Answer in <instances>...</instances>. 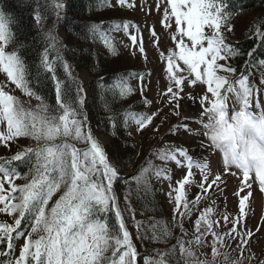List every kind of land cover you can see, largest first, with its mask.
Here are the masks:
<instances>
[{
	"label": "snow or ice",
	"instance_id": "1",
	"mask_svg": "<svg viewBox=\"0 0 264 264\" xmlns=\"http://www.w3.org/2000/svg\"><path fill=\"white\" fill-rule=\"evenodd\" d=\"M104 2L106 6H114L108 0ZM117 3L136 6L130 0H117ZM153 8L161 16L162 28L173 32L172 45L158 54L167 72L159 97L179 117V102L182 94L187 95L185 88L206 85L203 92H193L190 98L198 99L193 114L199 118L195 122L202 124L209 146L223 153L220 171L210 173L208 164L201 162L202 155L197 158L186 147L169 145L158 149L153 155L162 162L175 163L178 168L186 167V171L175 184L168 186L166 195L173 201L171 220L150 218V231H142L145 225L136 220L137 212L131 207L128 193L135 191L140 199L141 193L151 191L153 177L171 181L169 169L148 160L130 177H122V169L110 160L104 143L93 134L85 108L87 92L57 47L55 23L42 37L44 48L36 65V79L50 80L53 84L55 102L49 103L33 87L32 72L18 49L7 50L20 42L13 31L15 22L0 10V73L26 97L37 101L36 105L22 101L6 90V82H0V144L8 148L20 138L35 142V147H24L10 157H0V213L13 221H0V246H3L0 257H4L0 264H139V259H143V264H264V258L251 254L254 233L247 228L245 213L246 202L250 206L253 196V185L264 193V107L259 115L251 110L255 107L256 85L245 74L233 79L236 68L221 63L241 54L225 36V32L232 31L233 12L227 0H155L146 15ZM63 9V0H45L33 10L34 20L42 23L49 14L59 18ZM130 27L127 22H121L113 24L111 31L128 32ZM148 31L150 44L159 48L155 26ZM128 35L131 45L147 61L139 26L135 34ZM255 35L264 46V23L255 30ZM88 38L102 42L111 55H118L114 38L103 24L87 25L85 39ZM259 64L264 65V60ZM58 67L62 68L63 77L58 74ZM132 79L138 80L137 88L132 87ZM116 80L118 84H106L100 78L102 108L110 114L113 127L116 120L113 104L137 90L143 97L150 83L140 73H125ZM260 84L264 85V73ZM258 90L264 92V88ZM230 101L237 108L231 117ZM153 103L154 100L144 98L146 106ZM205 104L206 107H201ZM161 113L162 109L151 113L124 110L123 120L125 125L135 124L137 131H143L149 126L155 128L154 118ZM177 130H182L195 143L196 136H190L194 130L187 118L170 129L173 134ZM199 147L205 146L201 142ZM18 164L27 171L21 172ZM193 168L202 174L199 181ZM225 172L237 177L240 183L234 193L237 214L229 222V215L224 213L223 224L227 227L222 229L221 221L215 218V206L216 198L223 193L221 185L226 183ZM18 180L23 183H16ZM121 180L136 185L124 194L123 208L116 188ZM193 186L197 192L189 198ZM125 213L135 222L137 240L167 244L179 230L177 243L171 248L154 250V256L145 253L141 257ZM109 214H114V223ZM186 222L190 228L185 227ZM233 245L240 250L237 257L225 250ZM245 248L249 250L247 258Z\"/></svg>",
	"mask_w": 264,
	"mask_h": 264
},
{
	"label": "trees",
	"instance_id": "2",
	"mask_svg": "<svg viewBox=\"0 0 264 264\" xmlns=\"http://www.w3.org/2000/svg\"><path fill=\"white\" fill-rule=\"evenodd\" d=\"M113 2H117V0H108V4L112 5ZM44 3L45 0H0V10H3L15 22L13 24V31L20 42L10 45V50L18 49L19 54L32 72L33 87L42 93L49 103H54L53 84L50 80L43 78L40 80L36 79V65L39 54L44 48L42 37L55 23L56 33L61 31L65 35L64 39H60L57 35V47L62 53L64 60L71 65L73 75L80 80L82 73L87 72L89 74L90 81L86 84L89 89V98L85 104V108L93 134H101L109 138V144L105 150L110 160L122 169L120 173L122 177L129 170L132 173H136L143 165L142 163L146 162V160L144 162H141L142 160L138 161V158L142 157L145 151L133 133L134 124L125 125L123 113L124 110L142 112L143 104L141 101L143 100L140 98L137 90L126 99L116 101L113 104L116 117L115 127H113L109 118L110 114L102 108L100 97L101 77L104 78L103 83L118 84L119 81L116 78L125 73L143 74L141 67L137 63L132 64L131 60L123 61L121 59L123 54L119 45L120 43L113 37L114 32L111 31L113 24L127 22L131 26L129 29H131L133 23L129 18L120 16L117 9H114L113 6H106L104 0H65L64 9L59 18L49 14L43 19L42 23H37L34 20L33 10L37 7V4L43 5ZM227 4L233 12L231 25L241 17H246L247 19L242 37L236 38L234 43H229L241 54L230 58L226 63L235 67L236 73L245 72V75L250 76L252 71L258 68L259 62L264 60V46H262L261 40L255 35V30L260 29L261 23H264V0H227ZM91 23L103 24L105 30L114 38V43L118 48V55H111L100 41H94L91 38L85 39L86 26ZM21 44L25 46L21 47ZM250 52L252 53L251 55H249ZM54 57L55 54L53 53L52 58ZM57 71L61 77L64 76L62 68L58 67ZM135 80L132 79L130 81L134 88H136ZM32 99L37 103L34 98ZM30 141L28 138L27 141H25V138H20L18 142L10 143V145L18 143L19 148L14 146V151L0 157L14 155L17 150L26 147L27 142ZM152 162L159 165L161 161L155 157L152 159ZM17 166L21 172L27 171L24 165L18 164ZM157 181L158 179L155 177L152 178L151 191L147 194L141 193L140 199L137 198L135 191L129 193L131 207L137 212L136 220L143 222L145 225L142 229L144 232L150 231L148 227L150 218L154 217L156 220L170 221L172 217V210L167 208L165 201L162 199L160 185ZM16 183H23V181L18 180ZM129 187L135 189L136 185L134 182L125 180H121L116 185L117 191L121 194L122 208L124 207L123 197ZM109 219L114 223V214H109ZM125 219L129 225V230L133 233V240L141 257L145 253L154 256V250L157 249L171 248L172 245L177 243L175 237L180 236L179 230H176L173 238H170L167 244L149 240H137L135 238L137 229L133 226L135 222L128 213H125ZM222 221L221 226L223 227ZM22 227H24L23 224ZM185 227L190 228V223L186 222ZM256 236L250 241L251 254L255 257L264 258V249L259 244H256L254 240ZM20 243H22V240ZM18 249L17 247V252ZM225 250L230 251L233 257H237L240 252L239 249H235L234 245L232 249ZM248 254L249 250L245 248L244 257L247 258ZM0 259H4V257H0ZM139 264H143V259H139Z\"/></svg>",
	"mask_w": 264,
	"mask_h": 264
},
{
	"label": "rangeland",
	"instance_id": "3",
	"mask_svg": "<svg viewBox=\"0 0 264 264\" xmlns=\"http://www.w3.org/2000/svg\"><path fill=\"white\" fill-rule=\"evenodd\" d=\"M64 2L65 0H63V3ZM130 2L136 6L117 7L118 4H116L115 2H113L112 5H114V9H117V12H119L118 14L120 16H122L123 18H129L132 22H134L136 26H139L144 37V45L147 52V61H145L144 57L138 52V50L131 45V41L129 39L128 34L125 36L123 32H114L113 36L115 35L121 38L119 39V41H121L119 45L123 54V57L121 59H123V61L131 60L132 64L137 63L141 67V69L146 72L147 76H145V80L150 81V83H148L147 85V89L143 97L141 96L138 90L139 96L143 100L141 101L143 104L142 111L151 113L158 109H162L161 115H158L154 118L153 124L155 128L153 126H149L143 131H137V128L133 129L134 135L137 137L138 142L145 151L144 155L138 158V161H152L153 158L157 157L153 155V153H156L158 149L167 147L169 145L173 146L174 144H176L192 150L191 154H193L194 156L200 158V156L202 155V157L204 156L203 158H205V160H207L208 158V171L210 173H218L221 169L223 153L220 150L209 146V141L207 140V137L203 135L205 130L203 129L202 124H198L195 122L199 118L193 114L194 112H192L196 109L198 99L194 100L190 98L193 92H203L206 89V85L202 87L189 85L188 87H186L185 93L187 95L182 94L183 98L179 102L180 116L177 117L171 113L170 107L163 101L162 97H159V91L165 87L167 72L166 65L158 54L159 51L165 50L169 48L170 45H172L173 42L171 41V36L173 32L172 30L162 28L160 23L161 16L158 12L154 10V8L150 15H146L148 7L154 6L155 0H130ZM246 19V17H241L233 25H231V32H225L227 41H229L228 43H232V41L235 42L236 38L242 37L245 29ZM151 26H155V30L159 36V48L150 44L151 37L149 35L148 30ZM133 29H136V27ZM132 32L133 30L130 31V33ZM57 35L60 39H62V36L58 32ZM126 45L127 47H125ZM7 50L11 51L9 47ZM221 63L226 62L222 61ZM262 73H264V66L261 69V74ZM220 74L224 73L221 72ZM0 82H6L8 84V88L6 90H9L12 94L19 97L22 101H27L31 105L37 104L32 98L26 97L19 89H16L14 85H12L10 82H7L5 74L3 73H0ZM136 84L138 85V82H136ZM144 98L154 100V103L151 106H146L144 104ZM260 102L261 103L259 104L264 106V100H260ZM206 106L207 104L201 107ZM255 108L259 110L256 106V103ZM235 110H237V108H235L230 101L229 114L231 115V113ZM251 110H253V108ZM186 118L188 121L192 120L188 123L194 130V132L191 133L190 136H196L195 143L192 139L186 137L183 134L182 130H177L175 134L170 131V129H172L174 125L185 122ZM204 119L206 122V118ZM95 136L102 140L105 145V148L106 146H108L109 140H107L106 136L101 134H95ZM25 141H27V138H25ZM201 142L204 144V148L199 147ZM14 146H17L19 148L18 143L9 145L8 148H6L3 144H0V156L10 154L11 151L15 150L13 149ZM28 146L35 147V142H27L26 147ZM77 146L83 147V145L80 144H78ZM205 160H203V162H206ZM142 164H145V162ZM159 166H161V168L166 166L169 169L172 177L171 181L167 179H161L162 182L160 186V194L162 196V199L165 201L167 208L169 210H172L171 204L173 203V201H170L166 195L168 186L169 183L175 184V181L181 178L182 173L186 171V167L178 168L175 163L162 161L159 163ZM193 172L195 174V179L199 181L202 176L201 172L196 170H194ZM130 174L132 175L133 173L128 172L127 174H125V176H130ZM223 180L226 183H222L221 187L223 188V193L216 198L215 211L217 215L215 218L221 221L223 220V214L227 213L229 215L230 222L232 217L237 214V197L234 195V193L237 191V186L239 185L240 181L237 177L232 176L228 172H225ZM213 188L215 189L216 186H213ZM216 191L218 192L219 189H216ZM196 192L197 188L195 186L191 187L189 198H193ZM211 194L212 192L210 190L209 195ZM245 213L247 217V228L252 230L254 233L252 238L257 235L254 240L256 244H259L264 249V193H261L257 189V185L255 184L253 185V196L250 198V206L249 202H246ZM0 221H6L11 223L12 218L8 217L6 214L0 213ZM220 227L222 229H226L227 225H224L223 227L220 225Z\"/></svg>",
	"mask_w": 264,
	"mask_h": 264
},
{
	"label": "clouds",
	"instance_id": "4",
	"mask_svg": "<svg viewBox=\"0 0 264 264\" xmlns=\"http://www.w3.org/2000/svg\"><path fill=\"white\" fill-rule=\"evenodd\" d=\"M235 114H236L235 112H232L231 115H230V117H231V116H234ZM256 115H257V114H256ZM230 117H229V118H230Z\"/></svg>",
	"mask_w": 264,
	"mask_h": 264
},
{
	"label": "bare ground",
	"instance_id": "5",
	"mask_svg": "<svg viewBox=\"0 0 264 264\" xmlns=\"http://www.w3.org/2000/svg\"><path fill=\"white\" fill-rule=\"evenodd\" d=\"M256 69V68H255ZM192 112H194V111H192Z\"/></svg>",
	"mask_w": 264,
	"mask_h": 264
}]
</instances>
